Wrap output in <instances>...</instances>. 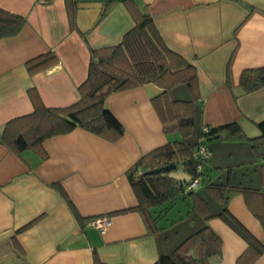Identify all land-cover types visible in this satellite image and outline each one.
<instances>
[{
	"label": "crops",
	"instance_id": "0c3cea01",
	"mask_svg": "<svg viewBox=\"0 0 264 264\" xmlns=\"http://www.w3.org/2000/svg\"><path fill=\"white\" fill-rule=\"evenodd\" d=\"M133 2L151 16L166 45L195 67L201 123L237 122L248 137H258L264 86L244 93L241 76L264 68V0ZM0 8L26 19L19 34L0 39V132L33 111L30 88L46 107L77 102L89 48L117 45L133 26L122 0H0ZM46 53H54L57 63L29 73L26 63ZM160 92L149 84L107 97L106 107L125 129L115 143L76 128L44 140V158L33 149L17 155L0 144V264H153L203 225L222 240L221 254L210 264H235L246 244L220 218L204 220L194 212L148 234L139 213H114L137 205L127 169L171 141L152 104ZM259 144L264 149V139ZM244 152L251 159L252 151ZM208 204L212 214L222 209L215 201ZM227 208L256 239H264L242 194L232 193ZM94 216L112 219L106 233L85 226ZM254 264H264V255Z\"/></svg>",
	"mask_w": 264,
	"mask_h": 264
},
{
	"label": "trees",
	"instance_id": "16d2710c",
	"mask_svg": "<svg viewBox=\"0 0 264 264\" xmlns=\"http://www.w3.org/2000/svg\"><path fill=\"white\" fill-rule=\"evenodd\" d=\"M49 2L50 0H44ZM133 19V26L123 35L119 44L98 49L89 48L90 62L86 80L79 86V99L74 104L62 107H46L34 88L28 90L33 111L6 123L0 132V144L20 155L33 149L45 157L42 143L47 138L70 133L76 128L83 129L107 142L115 143L125 133L122 124L108 110L105 101L108 96L143 85H154L161 90L152 99L154 109L162 123L166 135H177L179 140L155 148L142 155L125 175L137 199L133 208L116 211L123 213L135 211L140 214L148 234L162 230L166 223L173 224L196 212L204 220L220 218L246 244L245 250L236 259L235 264H254L264 255V239H256L227 208L232 193H240L245 204L264 230V153H259L258 145L264 139V121L257 124L260 135L248 137L237 123L220 126H206L200 123L197 140L188 139L194 126L196 97L174 100L172 89L185 85L191 92L197 87V72L193 65L170 49L149 14L143 13L133 0H122ZM74 16L70 14V23L74 27ZM26 24L23 16L0 8V39L13 37L20 33ZM57 63L54 53H46L26 63L28 72L33 74L45 71ZM264 86V68L246 70L241 76V88L249 93ZM204 128L207 131L204 132ZM214 140L248 142L255 149L262 162L257 168L259 185L256 188L241 184H217L205 180V168L210 157L201 160L195 155L199 145L210 152L208 142ZM169 164L181 165L191 176L198 180L203 191L221 206V211L212 214L207 199L196 188L188 190L190 182L172 177L169 173L149 174V171ZM200 164V171L196 166ZM198 184V185H199ZM202 191V192H203ZM71 210L74 205L60 189ZM203 193V194H204ZM178 202L186 205L185 210L177 211L172 217L169 213ZM98 216L89 217L86 221ZM164 221V222H163ZM163 222V223H162ZM28 223L24 228L28 227ZM221 238L208 226L203 225L179 242L169 253L160 254L153 264H210V258L220 256Z\"/></svg>",
	"mask_w": 264,
	"mask_h": 264
},
{
	"label": "rangeland",
	"instance_id": "374dc122",
	"mask_svg": "<svg viewBox=\"0 0 264 264\" xmlns=\"http://www.w3.org/2000/svg\"><path fill=\"white\" fill-rule=\"evenodd\" d=\"M184 92V95L181 93ZM195 89L193 92L185 85L177 86L172 89L171 97L174 100L187 101L192 98V94H195ZM192 93V94H191ZM196 111L194 114V126L192 128V133L188 139L189 142L197 140V134L200 126V106H196ZM172 140H179V136L170 135ZM210 149L214 152L215 160L218 159V164L214 163V159L207 161V168H205V180L206 182L211 181L217 184H227L228 182L232 185L241 184L245 187L256 188L259 185L257 168L262 162L261 157H257L255 154V149L252 148V144L248 142H236V141H222L214 140L208 142ZM262 145H258L259 153H264V149L261 148ZM252 151L250 155L251 159L247 160L246 153L244 151ZM241 155L242 157H239ZM254 155V156H253ZM240 158V159H239ZM244 162V163H242ZM169 174L181 181L190 182L191 176H189L181 165H178L175 170L169 172ZM197 190H200L202 196H204L207 201H214L206 195L203 191V186L201 184L196 186ZM203 191V192H202ZM204 193V194H203ZM186 205L183 202H178L175 209L169 213V217L177 214L179 210H185ZM164 222V221H163ZM162 222V223H163Z\"/></svg>",
	"mask_w": 264,
	"mask_h": 264
},
{
	"label": "built area",
	"instance_id": "2783aa9c",
	"mask_svg": "<svg viewBox=\"0 0 264 264\" xmlns=\"http://www.w3.org/2000/svg\"><path fill=\"white\" fill-rule=\"evenodd\" d=\"M203 130H204V132H206L207 128H204ZM195 155L199 156V158L201 160H204V159H207L210 157V152L206 146L199 145L196 149ZM200 169H201V165L198 164L196 166V170L200 171ZM198 184H199L198 180H194V181L190 182V184L188 186V190L195 189ZM111 224H112L111 218H109L107 216H98V217H95L93 219L86 221L85 226L96 229L97 231H99L100 234H104V233H106V231L108 230V228L110 227Z\"/></svg>",
	"mask_w": 264,
	"mask_h": 264
},
{
	"label": "water",
	"instance_id": "95a60500",
	"mask_svg": "<svg viewBox=\"0 0 264 264\" xmlns=\"http://www.w3.org/2000/svg\"><path fill=\"white\" fill-rule=\"evenodd\" d=\"M176 169V165L175 164H169L167 166H164L162 168H158V169H155V170H152V171H149L148 173L149 174H160V173H169L171 172L172 170H175Z\"/></svg>",
	"mask_w": 264,
	"mask_h": 264
}]
</instances>
